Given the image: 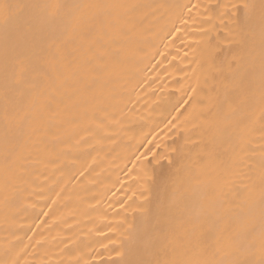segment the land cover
<instances>
[{"label":"bare ground","instance_id":"obj_1","mask_svg":"<svg viewBox=\"0 0 264 264\" xmlns=\"http://www.w3.org/2000/svg\"><path fill=\"white\" fill-rule=\"evenodd\" d=\"M0 264H264V0H0Z\"/></svg>","mask_w":264,"mask_h":264},{"label":"snow or ice","instance_id":"obj_2","mask_svg":"<svg viewBox=\"0 0 264 264\" xmlns=\"http://www.w3.org/2000/svg\"><path fill=\"white\" fill-rule=\"evenodd\" d=\"M4 19L6 20L7 19V16L5 15Z\"/></svg>","mask_w":264,"mask_h":264}]
</instances>
